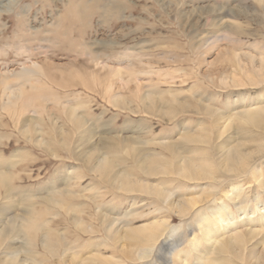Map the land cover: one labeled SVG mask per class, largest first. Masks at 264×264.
Returning <instances> with one entry per match:
<instances>
[{"label":"rangeland","instance_id":"rangeland-1","mask_svg":"<svg viewBox=\"0 0 264 264\" xmlns=\"http://www.w3.org/2000/svg\"><path fill=\"white\" fill-rule=\"evenodd\" d=\"M175 259L264 264V0H0V264Z\"/></svg>","mask_w":264,"mask_h":264},{"label":"bare ground","instance_id":"bare-ground-1","mask_svg":"<svg viewBox=\"0 0 264 264\" xmlns=\"http://www.w3.org/2000/svg\"><path fill=\"white\" fill-rule=\"evenodd\" d=\"M258 113L260 112L248 113L249 114L248 117L255 125H259L261 123L260 119L257 116ZM144 235H146V237H143ZM131 236L139 240H142L141 237H143V241L147 242V248L143 251V255H139V259H147L154 253L158 242L160 241L161 237L163 238L165 236V234L164 233L162 234H155V233L141 234L139 232H135V233H132ZM44 237L45 239L47 238L46 235H44ZM243 241H244V236L242 235V232H237L231 235L230 238L223 237L219 239L217 237L216 239L211 241V243L214 245L215 253H217V251L218 253H220L221 251L228 252L231 248H233L232 246L234 244L242 245ZM44 243H46L45 240H44ZM11 259L13 261L18 260V255L13 256ZM183 262L184 260H179V259H175L173 261V263H176V264H182Z\"/></svg>","mask_w":264,"mask_h":264}]
</instances>
